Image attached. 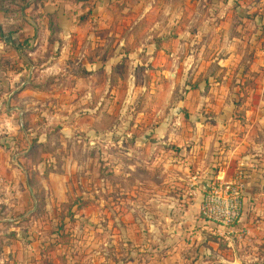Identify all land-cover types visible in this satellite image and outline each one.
Here are the masks:
<instances>
[{"label":"rangeland","instance_id":"rangeland-1","mask_svg":"<svg viewBox=\"0 0 264 264\" xmlns=\"http://www.w3.org/2000/svg\"><path fill=\"white\" fill-rule=\"evenodd\" d=\"M53 5L75 20L83 38L98 40L90 59L109 61V70L95 71L94 83H70L79 43L69 40L64 72L41 73L61 56L54 42L64 31L53 19L51 35H39L40 48L25 40L24 59L0 41V83L31 66L41 76L13 103L20 113L12 126L31 134L25 148L41 144L33 163L53 160L42 165L46 175L69 159L73 181L83 186L67 204L48 209L44 181L29 164L38 203L24 228H35L27 233L47 245L35 250L39 259L11 255L9 264H264V233L213 232L208 242L215 245L191 248L195 233L170 220L176 215L161 199L195 189L181 178L189 151L180 146L205 145L214 160L242 146L241 155L253 156L264 171V0H0V40L26 26L23 16L37 25ZM150 48L172 55L174 83H163L164 75L150 83ZM164 143L173 153L170 164L161 159L165 149L153 150ZM255 203L264 208V194ZM246 214L264 220V211Z\"/></svg>","mask_w":264,"mask_h":264},{"label":"crops","instance_id":"crops-1","mask_svg":"<svg viewBox=\"0 0 264 264\" xmlns=\"http://www.w3.org/2000/svg\"><path fill=\"white\" fill-rule=\"evenodd\" d=\"M50 8L51 11H49ZM46 11V16L43 18L39 17L37 20V25L27 17L23 16L21 19L25 22L26 26L22 30H19L16 33L9 32L7 37H4V34L2 33L1 38H3V40L0 41L3 43L4 47H11L17 50L18 57L24 59V55L26 54L24 51H27V47L23 44L30 43L35 47L39 45L40 33H44V37L47 35L50 36L49 24L50 20L53 19V22L59 23V28L64 31L60 32V38H56V41L54 42L57 44V48L61 47V56L57 63L50 64L48 62L44 67H41L43 70L41 73L56 74L64 72L65 69L62 65L67 64L68 56L64 53H66V47L69 40H77L79 46L77 51H75L76 53L74 50H72V53H70L71 51L69 50L67 51V54L70 56L75 53V58L71 59V68L73 69L72 71L74 74L70 75V81L68 79L66 81H69L70 83H94L95 71L107 73L109 70V61L105 64L97 62L95 65L90 59L93 55L94 45L98 40L96 39L97 41H95L92 35L89 38L87 36L83 38L81 36V27L74 26L73 24H75V20L64 17L60 10L55 8V5L51 7L47 6ZM69 26H72L73 29L65 31ZM29 28L34 29V35H31L30 37L28 35ZM55 36H57V34ZM25 40H29L28 43H25L27 42ZM59 42L61 45H59ZM102 44L103 41H101V47L103 46ZM40 47L41 46L39 45V48ZM52 47L49 49L51 50ZM149 50L151 56L149 60L153 62L152 68L155 71L151 72L150 83H156L157 76L162 77V75L165 76V78H163V83H174L172 73L174 62L170 59L172 55L169 56L165 51H157L155 48H150ZM31 56L32 55L29 54V57ZM53 60L55 61V59ZM94 61L97 60L94 58ZM83 70L86 71L84 78L75 75L76 72H82ZM33 71H35V67L33 66L25 69L21 68L18 70L17 76H13V81L7 79L9 76L8 74L7 78L3 79V83H0V95L3 91L7 93L5 96H0V179L3 181V185H0V248H2V252H0V264L11 263V255L12 258L16 260H19V256L22 258L24 255L28 259H31V257L38 255L37 251L35 253V250H38L39 248L42 249L47 245L44 243L45 241L43 238L40 240H37V238L36 240L34 239L35 235H32L30 232L37 231L35 228H24L25 218L29 216L31 212L37 210L35 206L38 203V190L31 185V170L29 164L33 163V156L35 152L41 148V144L38 142L34 147L29 145L28 148H25L27 144L24 145V143L28 141L31 134H29V132L27 133L24 126H12V123H15L14 119L17 114L20 113L19 109L13 106V103L16 100H19V98L24 99L27 94L26 91L31 83H39V78L41 76L35 78V73ZM219 100L221 99L219 98ZM2 102H5V108L3 107ZM165 132H167V137H169L167 129ZM154 147L153 150L156 151L158 149H165L162 151L165 154L161 156V159H164L167 163L170 162L168 160L173 159V153L168 149L169 145L167 143ZM205 147V145L197 143L188 144L184 147L180 146L182 151H185L186 149L189 151V154H187L189 163L184 165V174L181 178L186 184L195 189L191 190L187 187L180 195H178V197L175 194L166 195L161 198L166 201V210H168L169 213L171 212L172 215H176L173 217L169 216L170 220L174 218L177 221L182 222L181 224H183L185 229L189 227V229L186 230H193L195 233V236L193 237L194 241L192 240V244L188 245L189 247L191 246V248L197 244L196 248L200 249V242H208V239H210L208 235L210 234L219 233L229 236L237 235L243 231V228H247L249 232L254 235L260 233L263 236L264 220L261 219L259 222H256L258 220L257 217L255 220L251 217L248 220V214H246V212L251 210H259L260 212L264 211L263 207L255 203V201L259 199L261 200L264 194V171L258 169V167L253 164L255 162V160L252 159L253 156H245V153L241 155L240 149H242V146L228 152L225 156L221 151L220 155L224 156V158L221 157L216 160H214L213 157L211 158L210 153H208ZM250 147L258 152L263 151L260 149L261 146L257 145L256 142H251ZM206 156L209 158L205 159ZM240 156H242V158H240ZM211 159L214 160V163H212L213 161L209 162ZM240 159L241 162H238ZM62 160L63 161H59L58 164L55 163V166L53 165L54 173L50 172L46 175L43 174L42 165L46 166V164H49L47 167H51L50 165L54 164L53 160L47 159L42 162L39 161L37 164L33 163V169L38 172L36 179H38L40 183L44 181V186L43 188L41 187L40 191H46L48 197L46 200L48 209L51 208V206L55 208V204L59 205V207L67 204L73 197L78 186H82L81 183H78V185L73 181L74 176L72 173H69L67 169L69 166V159ZM242 166L246 168L245 170L248 173V178L246 182V190L244 192V212L240 223L232 228L224 230L223 228H218L213 224L203 221L200 218V208L208 184L213 181H231L234 178L236 171ZM58 169L60 170L58 171ZM51 182L53 183L50 184ZM86 200H88L87 194ZM51 202H53L54 206L49 204ZM160 205H162V203H160ZM76 211L77 208H73V212ZM252 222L256 224H252ZM175 230L177 231L176 224L171 229V232H174ZM27 231L30 232L27 233ZM22 234L27 235L26 240L19 239ZM15 238L18 241H16ZM208 244L212 245L214 243L209 241ZM17 251H19L18 254ZM204 251L205 248L203 246L201 252ZM15 254H17V257ZM37 259H39V256H37Z\"/></svg>","mask_w":264,"mask_h":264},{"label":"built area","instance_id":"built-area-1","mask_svg":"<svg viewBox=\"0 0 264 264\" xmlns=\"http://www.w3.org/2000/svg\"><path fill=\"white\" fill-rule=\"evenodd\" d=\"M247 178L248 173L242 166L231 181L210 182L201 204L200 218L224 230L238 225L243 215ZM0 185H3L2 179Z\"/></svg>","mask_w":264,"mask_h":264},{"label":"water","instance_id":"water-1","mask_svg":"<svg viewBox=\"0 0 264 264\" xmlns=\"http://www.w3.org/2000/svg\"><path fill=\"white\" fill-rule=\"evenodd\" d=\"M26 237H27L26 234H22V235H20V238H21V239L26 238Z\"/></svg>","mask_w":264,"mask_h":264}]
</instances>
